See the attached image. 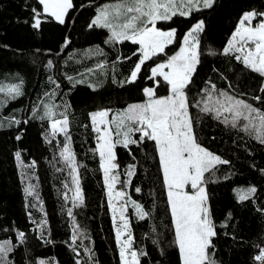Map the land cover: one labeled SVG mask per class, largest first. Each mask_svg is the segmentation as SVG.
Returning <instances> with one entry per match:
<instances>
[{
  "label": "trees",
  "instance_id": "trees-1",
  "mask_svg": "<svg viewBox=\"0 0 264 264\" xmlns=\"http://www.w3.org/2000/svg\"><path fill=\"white\" fill-rule=\"evenodd\" d=\"M72 2L64 24L45 15L41 27L33 29L32 9L42 11L38 0H0V85L5 86L0 92V242L14 245L8 255L11 264H37L41 259L49 264H76L77 260L81 264H121L96 151L97 134L89 114L100 109L115 113L143 102V88L156 87L149 79L150 68L172 55L197 22H204V31L199 34L200 63L188 89L190 101L195 103L202 90L215 84L218 90L264 111V99H252L264 98L259 91L264 78L237 61L236 53L223 54L241 16L253 10L264 12V0H214L210 8L200 6L188 17L158 22L161 30L176 29L174 43L141 66L136 82L123 85L139 61V46L130 41L106 43L107 29L89 27L97 8L116 0ZM101 64L102 68L97 67ZM12 84L20 86V95L7 92ZM166 92L161 83L157 94L165 96ZM45 103L55 106L54 119H63L59 114L65 113L69 120L70 147L84 196L78 207L72 203L75 185L71 169L60 155L64 134L49 135L47 142L44 137L50 133L49 121L32 118L34 108L43 114ZM190 113L198 121L195 132L199 143L229 161L219 165L205 185L218 232L211 250L213 259L216 264H254L257 247L264 241V144L241 130L243 121L232 128L222 122L224 116L214 119L212 113H201L195 107ZM129 149L117 145L115 162L119 167L113 174L127 193L124 199L130 197L148 213L140 219L133 206L125 204L132 249L146 253L139 256L140 264H180L155 143L146 140ZM16 152L21 153L25 166L33 162L35 166H18ZM129 165H135L131 177L126 174ZM125 180H129L126 187ZM29 185L35 186L32 196L25 193ZM250 187L256 192L248 200L238 201L236 190ZM68 208L73 209L72 216ZM42 220L47 223L40 225ZM224 224L227 226L222 227ZM74 226L83 234L77 236L75 244ZM19 232L25 234L23 242L17 240ZM85 248L91 249V254Z\"/></svg>",
  "mask_w": 264,
  "mask_h": 264
},
{
  "label": "snow or ice",
  "instance_id": "snow-or-ice-1",
  "mask_svg": "<svg viewBox=\"0 0 264 264\" xmlns=\"http://www.w3.org/2000/svg\"><path fill=\"white\" fill-rule=\"evenodd\" d=\"M38 3L42 11L32 9L31 27L33 29L41 27V17L45 15L64 24L66 14L73 7L72 0H38ZM213 3L214 0H116L115 3L98 7L96 16L89 27L107 29L109 36L106 43L130 41L139 46L137 50L140 53L139 61L135 64L128 79L121 82V85L131 84L137 81L141 66L146 61L158 54H164L165 49L174 43L176 29L161 30L157 26L158 22H168L176 16L188 17L192 11L199 10L200 6L210 8ZM257 17H264V12L253 10L241 16L231 38L223 48V54L237 53L235 55L237 61L243 63L245 68L251 72L264 78V19H260L259 23L253 25ZM203 31V21L194 24L184 35L179 50L166 61L151 68L149 79L154 80L156 87L143 88L145 96L143 102L129 104L122 111L115 113L111 109H100L89 114L93 132L97 134L96 151L100 158V168L103 172L109 201L108 207L113 213L114 226L117 213L122 221L116 230L121 264H140L139 256L146 255L143 251L138 252L132 249V234L128 231L129 224L124 215L125 204H131L140 219H144L148 213L130 197L119 208L112 203L114 199H123L127 196L124 191L115 190L119 182V177L113 174L114 170L119 167L115 162L117 145L129 149L130 145L140 146L146 140L155 143L172 218L174 244L180 254V264H216L211 250L215 248L214 238L218 232L212 218L209 195L205 185L215 175L217 167L227 165L229 161L222 159L199 143L195 132V124L198 121L191 116L190 108H198L204 114L212 113L214 119L224 116L222 122L226 125L231 124L232 128H237L238 122L243 121L241 130L264 144V111L261 109L226 91L218 90L215 84L202 90L203 95L195 103L190 101L188 89L193 83L197 66L200 63L199 34ZM67 43L66 40L65 44ZM51 65L52 62L49 61L48 66L51 67ZM103 66L101 64L97 67L102 68ZM88 71L91 72L92 69ZM68 79L72 80V77ZM161 80L167 86L168 94L165 96L157 94ZM82 82L77 81V83ZM52 83L56 82L52 80ZM56 86L59 87L58 84ZM89 87L95 90L93 85L90 84ZM4 91L5 86L0 85V92ZM259 91L264 93V83H261ZM7 92L18 96L21 94L20 86L9 85ZM252 99L261 101L264 98L254 96ZM54 107L43 104V114H38L37 109L34 108L32 118L49 121L50 133L44 137L47 142H50L49 135L54 137L57 133L64 134L65 142L60 155L71 169L72 181L75 185L72 203L73 207H78L83 204L84 196L76 174L75 154L70 147L69 120L65 113L59 114L63 116V119H54L55 113L52 110ZM67 107L68 105H65V108ZM110 113L111 118L109 119ZM225 113L228 115H224ZM27 122L24 121V123ZM14 123L20 124L21 121L15 120ZM137 133H139L138 140L133 138ZM16 139L20 140L21 136L18 135ZM129 154H131L130 149ZM15 156L19 162L18 166H35V162L25 166L20 152H16ZM134 169L135 165L128 166L126 173L128 177L134 175ZM123 183L126 187L129 180ZM34 188V185H29L25 188V193L32 196ZM136 191L139 192L140 189L137 188ZM236 191L238 201H245L256 192V188L250 187ZM67 211L69 216H72L73 209L68 208ZM46 223V220H42L40 225ZM221 226L226 227L227 224ZM125 234L127 238L122 240L121 237ZM24 235L23 232H19L17 240L23 242ZM78 235L83 236L78 227L74 226L73 244L76 243ZM48 242L50 241L45 240V243ZM13 248L11 241L0 242V264H11L8 255ZM85 252L91 254V249L85 248ZM254 259L264 264V248L259 249V254ZM37 264H49V262L41 259L37 261ZM76 264H81V262L77 260Z\"/></svg>",
  "mask_w": 264,
  "mask_h": 264
},
{
  "label": "rangeland",
  "instance_id": "rangeland-1",
  "mask_svg": "<svg viewBox=\"0 0 264 264\" xmlns=\"http://www.w3.org/2000/svg\"><path fill=\"white\" fill-rule=\"evenodd\" d=\"M104 4H112L111 2H107V3H104ZM104 4H102V5H100L99 7H102ZM41 9H42V7H41ZM261 19H264V17H262ZM54 20V19H53ZM259 21H260V19H258L255 23L253 22V25H255L256 23H259ZM231 38V37H230ZM182 42H183V39H182ZM182 42H181V44H182ZM181 44L179 45V47H178V49L172 54V55H174L178 50H179V48H180V46H181ZM172 55H169V56H166L165 57V59H164V61H166L167 59H168V57H170V56H172ZM236 55H237V53H236ZM163 61V62H164ZM160 63H162V62H160ZM158 64V63H157ZM156 65V64H155ZM154 65V66H155ZM153 66V67H154ZM152 68V67H151ZM151 68H150V70H149V76H151ZM155 83V82H154ZM161 83H162V85H164L163 84V81L161 80ZM166 86V85H165ZM166 91H167V86H166ZM168 93L166 92V95H167ZM111 118V115L109 116V119ZM92 123V122H91ZM101 127H103V126H101ZM57 134H60V135H62L63 133H57ZM134 139H139V133H137V134H135L134 135V137H133ZM98 156H99V154H98ZM100 159V158H99ZM103 173V172H102ZM103 181H104V176H103ZM104 185H105V182H104ZM115 190H122V188L120 187V186H118L117 184H116V189ZM114 190V191H115ZM190 190V189H189ZM105 191H106V188H105ZM167 197V196H166ZM106 198H107V202L109 203V201H108V197H107V194H106ZM124 201H125V199L123 198V199H114L113 201H112V203H113V205L115 206V207H117V208H119V206L121 205V204H124ZM110 214H111V218H112V221H113V213L112 212H110ZM171 215V214H170ZM172 219V218H171ZM122 223V221L120 220V218H119V213H117L116 214V224H115V226H114V230H115V234H116V230H117V227L120 225ZM125 237L123 238V236L121 237V239L122 240H124V239H126V234L124 235Z\"/></svg>",
  "mask_w": 264,
  "mask_h": 264
},
{
  "label": "built area",
  "instance_id": "built-area-1",
  "mask_svg": "<svg viewBox=\"0 0 264 264\" xmlns=\"http://www.w3.org/2000/svg\"><path fill=\"white\" fill-rule=\"evenodd\" d=\"M260 248H264V241L262 242V244H260V245L257 247L256 255L259 254V249H260ZM256 255H255V256H256ZM254 261H255L254 264H260V262L256 261L255 259H254Z\"/></svg>",
  "mask_w": 264,
  "mask_h": 264
}]
</instances>
